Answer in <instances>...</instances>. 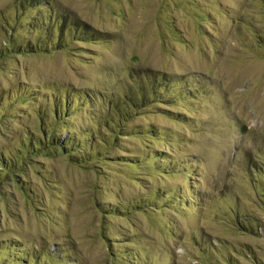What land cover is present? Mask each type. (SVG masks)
I'll use <instances>...</instances> for the list:
<instances>
[{"label": "rangeland", "instance_id": "374dc122", "mask_svg": "<svg viewBox=\"0 0 264 264\" xmlns=\"http://www.w3.org/2000/svg\"><path fill=\"white\" fill-rule=\"evenodd\" d=\"M0 264H264V0H0Z\"/></svg>", "mask_w": 264, "mask_h": 264}, {"label": "trees", "instance_id": "16d2710c", "mask_svg": "<svg viewBox=\"0 0 264 264\" xmlns=\"http://www.w3.org/2000/svg\"><path fill=\"white\" fill-rule=\"evenodd\" d=\"M56 145L60 146L61 148H65L66 144L63 142L60 144L59 140H56Z\"/></svg>", "mask_w": 264, "mask_h": 264}]
</instances>
